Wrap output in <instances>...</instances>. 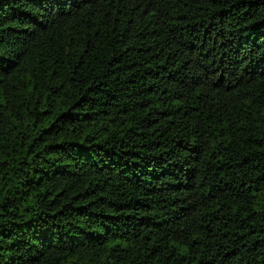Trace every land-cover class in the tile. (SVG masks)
Returning <instances> with one entry per match:
<instances>
[{"label":"trees","instance_id":"16d2710c","mask_svg":"<svg viewBox=\"0 0 264 264\" xmlns=\"http://www.w3.org/2000/svg\"><path fill=\"white\" fill-rule=\"evenodd\" d=\"M0 264H264V0H0Z\"/></svg>","mask_w":264,"mask_h":264}]
</instances>
